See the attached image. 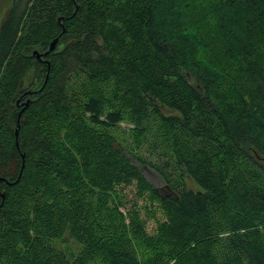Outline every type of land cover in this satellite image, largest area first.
<instances>
[{
  "label": "trees",
  "instance_id": "16d2710c",
  "mask_svg": "<svg viewBox=\"0 0 264 264\" xmlns=\"http://www.w3.org/2000/svg\"><path fill=\"white\" fill-rule=\"evenodd\" d=\"M0 178V264H264V0H10Z\"/></svg>",
  "mask_w": 264,
  "mask_h": 264
},
{
  "label": "rangeland",
  "instance_id": "374dc122",
  "mask_svg": "<svg viewBox=\"0 0 264 264\" xmlns=\"http://www.w3.org/2000/svg\"><path fill=\"white\" fill-rule=\"evenodd\" d=\"M9 3H10V0H0V11H1L0 17L2 15V12L4 11V8L6 6H8ZM122 125H123V127L127 128V129L129 127H132V124H130V123H122ZM142 153H143V155L148 157L150 161H152V163H149V164L144 166V168H143L144 174L146 175V177L148 178V180L150 182H152L153 184H156L158 186H161L162 189L164 190L165 183H164V181H163V179L161 177V174L158 172V170L156 168V165H155L157 163H161L160 160L158 158H156L155 156H153L152 154H150L149 152H147L146 150H143ZM188 185L193 187L195 190L201 189V187L197 183H195L193 181H188ZM126 194L129 197V201H128L129 205L132 204L134 201H136V198L134 196V194H135V188L134 187H127L126 188ZM138 204L143 206L142 205L143 204L142 201H138ZM143 207L141 208L142 212L143 211L145 212V208H143ZM157 215H158V218H163V214H162V212L160 210H158V214ZM144 218L147 221L148 230L151 233L154 232L155 227H156V219L153 220L152 218H149L146 215H144ZM67 245H70L73 248L76 247V244L74 243L72 238H68L67 242L62 244L63 247H66Z\"/></svg>",
  "mask_w": 264,
  "mask_h": 264
},
{
  "label": "water",
  "instance_id": "95a60500",
  "mask_svg": "<svg viewBox=\"0 0 264 264\" xmlns=\"http://www.w3.org/2000/svg\"><path fill=\"white\" fill-rule=\"evenodd\" d=\"M57 44H58V37L55 38V39H53V41H51L50 46H49V48H48L46 51H44V52H40V51H38V50L35 49V50L33 51V54H34L39 60H41V61H45V62L48 64V66L50 67V62H49V60H48V59H44L43 56H45V55L49 54L51 51H53V50L57 47ZM48 76H49V69H48L47 76H46V79H45V81H44V84H43L42 88L46 85V82H47ZM20 99H21V98H20ZM20 99L18 100V102L20 101ZM30 100H31V98H28L23 104H26V105L29 104ZM23 110H24V107H23V109L19 112V117L21 116ZM19 120H20V118H19ZM18 132H19V130H18V127H17V129H16V134H17V135H18ZM23 157H24V154H23ZM22 169H23V166H22V168H21V172H22ZM21 172H20V173H21ZM0 179H3V180H4L5 178H0ZM2 194L4 195V193H2Z\"/></svg>",
  "mask_w": 264,
  "mask_h": 264
}]
</instances>
